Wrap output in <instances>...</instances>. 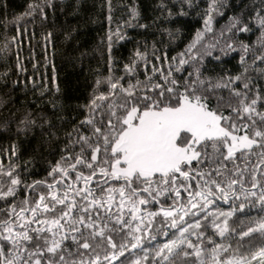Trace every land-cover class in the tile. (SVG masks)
Returning a JSON list of instances; mask_svg holds the SVG:
<instances>
[{
    "label": "snow or ice",
    "instance_id": "obj_1",
    "mask_svg": "<svg viewBox=\"0 0 264 264\" xmlns=\"http://www.w3.org/2000/svg\"><path fill=\"white\" fill-rule=\"evenodd\" d=\"M46 3L52 6L51 0ZM187 3L193 6V0ZM261 3L264 5V0ZM108 4L111 11V0ZM221 7L223 0H211L203 14V31L198 30L185 51L171 58L178 63L175 71H181L190 61L202 63L205 55H212L210 47L201 45L204 47L201 52L197 44L201 43L204 32L212 31L214 14H222L219 13ZM137 17L139 11L133 8L131 18ZM253 19L260 31L258 40L264 46V7ZM233 29V35L252 31L241 16L230 18L228 30ZM115 35L118 39L124 38L119 29ZM108 39L111 52L112 34ZM238 47L242 52L243 71L225 82L202 80L200 68L195 65L194 72L188 73L195 78L185 80L183 91L179 90L177 79H169L171 71L165 75L156 67L152 68L153 74L160 71L167 86L152 82L151 76L147 81H129L127 87L120 83L124 77L106 78L108 93L94 96L87 106L89 117L81 121V125L91 126L92 135L80 134L73 141L69 133V142L65 145L68 154H62L48 173L53 177L52 182L45 179L25 185L32 190L46 185L47 194H40L38 199L30 201L25 197L18 203L9 201V197L17 196V186L22 180L13 174L14 168L4 173L0 165V175H7L9 179L7 185L0 183V200L7 202V207L0 209L4 214L0 219V264H101L100 251L104 252L103 261L113 264L126 250L140 248L145 236L156 239L152 232L158 216H162L156 229L158 233L166 235L167 228L179 233L155 249L154 258H158L159 264H174V258L181 254L194 256L195 264H264V217L238 233L229 226L230 218L237 212L243 213L249 204L258 203L264 211V111L257 107L264 108V93L248 75L246 56L252 50L243 41ZM226 48L237 50L233 44H227ZM134 56L132 62L125 65L126 75L135 72L137 60L147 63L146 51L137 49ZM256 60L264 62V52L258 56L253 54V63ZM260 71L264 75V69ZM101 83L98 80L97 86ZM219 88L229 89V99L221 103L222 98L217 97L213 107L210 97ZM141 89L143 94H140ZM110 97L118 99L110 100L106 116L97 122L92 113L101 107L98 101ZM224 107L231 109L228 115L224 114ZM245 119L250 123L244 122ZM21 123L26 130L35 120L26 116ZM242 131L244 134L239 135ZM75 145H79L80 150L73 154ZM251 155L257 156L256 163H252ZM194 161L197 166L207 162L209 170L193 169ZM226 161L232 162L233 167L228 168ZM78 165L82 168L78 169ZM194 170L203 183L198 182L197 190L190 191L192 185L187 182L195 179ZM73 172L72 182L64 184L63 194H58V185ZM80 183L83 187H76ZM181 188L188 192L186 202H182ZM169 200L172 203L164 207ZM219 200H231L233 205L236 201L240 203L227 212L210 210ZM151 204H161V208L146 211V206ZM58 205L62 207L57 208ZM28 212L30 217L25 215ZM126 215L130 218L125 219ZM189 215L194 218L191 222L185 220ZM33 224L39 227H32ZM209 226L214 229L213 234H208ZM114 233L120 236L119 242ZM227 233L238 236L235 248L231 243H218L213 238L214 235L224 238ZM256 235L260 238L259 244L255 243ZM192 236L196 238L195 243L190 239ZM245 238H249L247 247ZM68 241L70 244L66 243ZM144 252L142 260L147 261L148 249L144 248ZM142 260L137 259L133 264H142Z\"/></svg>",
    "mask_w": 264,
    "mask_h": 264
},
{
    "label": "trees",
    "instance_id": "obj_2",
    "mask_svg": "<svg viewBox=\"0 0 264 264\" xmlns=\"http://www.w3.org/2000/svg\"><path fill=\"white\" fill-rule=\"evenodd\" d=\"M210 3L211 0H193V6L189 7L187 0H111L109 11L108 0H51L52 6H48L46 0H0V165L4 173L14 168L13 174L22 180V184L17 186V196L9 197L8 200H15L18 203L25 197L31 201L38 199L40 194H47L46 185H39L35 190L26 189L25 185L45 179L49 183L52 182L53 177L48 173L62 154H68L65 145L69 142V133L73 141L80 134L92 135L91 126L81 125V121L89 117L87 106L94 96L108 93V85L104 81L109 76L114 80L117 77H124L120 83L125 87L129 81L132 83H136L137 79L147 81L149 76L152 77V82L165 85L160 71L165 75L171 71L169 79H177L179 90L183 91L185 80L195 78L194 75L188 76L189 72H194L195 65L200 68L202 80H211L213 83L225 82L228 77L239 75L243 71L240 63L242 52L238 47L239 42L243 41L252 50L246 56L248 75L252 77V83L256 88L264 93V75L260 71L264 69V62L256 60L253 63V54L258 56L264 52V46L258 40L260 37L258 25L253 19L264 7L261 0H223V7L219 9V13L222 14H214L212 31L204 32L201 43L197 44L201 52L204 51V47H210L212 55H205L202 63L190 61L181 71H175L178 63L171 58L178 57V54L185 51L198 30L203 31V14ZM133 8L139 11V17L135 20L131 18ZM182 12L186 15H182ZM237 16H241L245 23H249L252 31L236 32L233 35L235 30L230 32L228 27L230 18ZM117 29L123 39H118L115 35ZM110 34L111 52L108 39ZM227 44L236 45L237 50H228ZM213 45L214 47H211ZM137 49L147 52V63L137 60L135 72L126 75L125 65L132 62ZM195 51L194 49V54ZM165 55L167 59H164ZM216 56L220 59H215ZM153 67L160 71L153 74ZM98 80L102 81L99 86ZM236 84L241 85V82L237 81ZM140 94H143V89L140 90ZM229 95L228 88L216 89L215 95L210 97L211 105L216 106L217 97L222 98L221 103H226ZM111 99L118 97L98 101L101 107L92 113L97 122L106 116L107 105ZM257 107L264 111L259 105ZM222 110L225 115L231 112L227 107ZM26 116L34 119L35 124L25 130L21 120ZM244 122L250 123L246 119ZM77 128L78 131H73ZM79 150L80 146L75 145L73 154ZM250 159L252 163H256L257 156L251 155ZM225 163L228 168L233 167L232 162ZM237 163L241 161L237 160ZM77 167L82 168L79 165ZM191 167L209 170L207 162L197 166L194 161ZM83 170L87 174L88 170L86 168ZM192 176L195 179H190L187 183L192 185L190 191H195L197 183L202 184L203 181L196 175L195 170ZM74 177L75 173H70V176L58 185V194H63L64 184L71 183ZM0 183L3 185L9 183L7 175H0ZM109 183L116 184L115 181ZM76 187H83V184L80 183ZM181 196L182 202H186L188 192L183 188ZM76 199L79 201L80 198ZM160 199L163 203L164 198ZM171 203V200L167 201L164 207ZM239 203L240 201H236L235 205ZM235 205L231 200L227 202L219 200L210 206V210L227 212ZM6 207L7 202L0 200V209ZM60 207L62 206H57ZM160 208L161 204H151L146 206V211H158ZM25 215L30 217L31 213ZM47 215L50 217L52 214ZM262 217L264 211H261V206L258 203L249 204L243 213L237 212L230 218L229 226L238 233L240 230H247L253 221ZM3 218V212H0V219ZM129 218L125 216V219ZM161 219L162 216L155 218L152 232V235L156 236L155 240L145 236L140 248L126 250L125 255L113 264H121V261L124 264H133L137 259L142 260L145 255L144 248L148 249V260H142V264H159L158 258H154L155 249L179 235L177 230L172 228L165 229L166 235L158 233L156 229ZM193 219L191 215L185 217L189 222ZM32 227L39 225L33 224ZM213 233L214 229L209 226L208 234ZM113 235L119 242L120 236L115 233ZM213 238L218 243H231L235 248L238 236L235 233H227L224 238L219 235H214ZM190 239L196 242L194 236ZM248 239L245 238V247ZM259 242L260 238L256 235L255 243ZM66 243L70 244V241ZM207 247L210 248L211 245ZM241 251H244V248ZM100 255L101 264H107L103 261V251H100ZM86 258L90 257L86 255ZM195 261L194 256L184 257L182 254L174 258V264H195Z\"/></svg>",
    "mask_w": 264,
    "mask_h": 264
},
{
    "label": "rangeland",
    "instance_id": "obj_3",
    "mask_svg": "<svg viewBox=\"0 0 264 264\" xmlns=\"http://www.w3.org/2000/svg\"><path fill=\"white\" fill-rule=\"evenodd\" d=\"M244 133L242 132V133H239V135H243Z\"/></svg>",
    "mask_w": 264,
    "mask_h": 264
}]
</instances>
